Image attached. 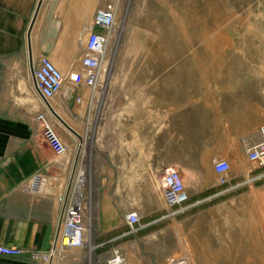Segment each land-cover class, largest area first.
I'll use <instances>...</instances> for the list:
<instances>
[{"label": "rangeland", "instance_id": "obj_1", "mask_svg": "<svg viewBox=\"0 0 264 264\" xmlns=\"http://www.w3.org/2000/svg\"><path fill=\"white\" fill-rule=\"evenodd\" d=\"M114 24L102 77L103 82L123 83L112 87L110 96L142 95L141 91L154 85L151 90L159 96L156 110L169 112L174 118L175 129L169 141L176 150V161L169 169L181 175L189 193L195 190L197 179L219 181L213 171L214 160L224 159L229 163L226 175L235 177L238 185L223 200L226 203L214 211L210 209L204 217L209 227L205 233L209 238L204 240L221 241L223 234H234L236 229L241 237L255 236V264H264V168L249 163L245 156L247 143L252 140L250 133L264 125V102L260 98L264 89V0H118ZM76 51L75 41H59L48 48V54L43 53L64 77L61 92L56 100L48 102L47 109L68 134L73 129L72 107L64 109L60 101L65 89H78L69 80L72 73L80 71L78 56L70 54ZM36 57L24 56L22 63L15 60L7 64L3 106L11 110L24 108V115L20 116L24 121L27 117L26 122L37 128V134L44 139L36 116L46 112V108L32 93V65L28 67L29 61ZM228 61L231 64L227 65ZM138 81L151 84L140 85ZM9 98L11 101L7 102ZM63 128L56 127L66 147L63 155H71V136ZM76 129L82 130V125L76 123ZM182 160L185 162L180 166ZM160 179L159 173L146 177L144 199L90 200L89 229L97 253L103 244L110 246L112 253L119 244L115 233L102 236L95 231L97 227L116 223L122 214L131 212L127 206L132 204L144 212L160 209L162 215L157 218L165 219L156 228L162 239L161 251L171 247L162 236H167L172 227L181 230L176 229L175 250L162 264L179 259L196 264L189 234L185 236L183 227L173 219L166 220L174 209L165 203ZM114 188L115 185L111 187ZM61 191L56 192L61 194ZM101 207L109 208L110 213L104 209L102 213ZM144 218L141 216V222ZM224 227L228 232L223 233ZM136 230L129 227L126 230L127 255L121 264H142V259L137 262L136 258ZM73 251L62 253L54 261ZM96 264L104 263L97 259Z\"/></svg>", "mask_w": 264, "mask_h": 264}, {"label": "crops", "instance_id": "obj_2", "mask_svg": "<svg viewBox=\"0 0 264 264\" xmlns=\"http://www.w3.org/2000/svg\"><path fill=\"white\" fill-rule=\"evenodd\" d=\"M96 8V0H0V244L23 251L14 256L0 255V264H96L97 259L107 264L113 254L124 260L128 227L119 220L114 224H101L95 230L102 236L115 233L119 244L113 253L111 247L104 244L97 248V253L90 229V240L83 248L54 261L56 255L52 263L33 259V254L44 255L51 247L60 195L54 190L62 177L64 184L69 169L77 161L87 169L89 203L91 199L106 197L139 200L146 197L147 176L161 175L175 166L176 150L169 141L175 129L174 118L169 112L156 110L159 96L151 90L154 85L150 90L141 91L142 95L126 93L112 97L110 89L121 86L122 81H104L95 93L86 88L65 89L60 103L64 109L72 107L71 155H56L47 142L33 132L37 128L26 122L27 117L24 121L20 116L24 115V108L11 110L3 106L7 64L15 60L22 63L24 56L36 55V59L29 61V67L59 41H75L77 47L78 34L94 16ZM33 19L28 49L27 38ZM70 54L78 56L77 51ZM138 84L151 83L138 81ZM32 93L39 97L34 82ZM167 96L168 102L170 93ZM43 103L47 108V103ZM76 123L82 125V130L76 129ZM11 145H14L12 150ZM182 161L180 166L184 165L185 160ZM34 178L36 182L29 188ZM225 179L223 184L197 179L195 190L192 193L186 190L188 207L181 215L174 214L166 220L173 219L183 227L185 236L189 234L196 264H255V236L241 237L236 234L237 229L229 234L224 227L223 233H228L221 236V241L204 240L209 238L205 235L209 227L204 217L209 215L210 209L214 211L226 203L223 200L238 185L235 177L225 175ZM217 202L221 203L210 208ZM103 209L101 207L102 213ZM127 209L140 218L135 234L137 262L141 258L142 264H162L174 252V235L181 230L172 227L174 234L168 230L167 236H162L167 238L168 247H172L163 252L162 239L156 231L165 221L157 218L160 209L144 212L132 204ZM104 210L110 213L109 208ZM141 216L145 217L142 222Z\"/></svg>", "mask_w": 264, "mask_h": 264}, {"label": "built area", "instance_id": "obj_3", "mask_svg": "<svg viewBox=\"0 0 264 264\" xmlns=\"http://www.w3.org/2000/svg\"><path fill=\"white\" fill-rule=\"evenodd\" d=\"M97 8L91 20L81 29L77 37V54L80 71L72 73L70 81L77 88H86L92 92L102 87V61L109 39L114 31V23L118 12V0H96ZM32 80L39 97L48 102L58 96L62 89L64 77L61 71L44 55L32 64ZM264 102V89L261 91ZM77 101L80 97L76 98ZM54 116L39 113L36 120L40 124L41 133L51 150L56 155H63L66 147L56 131ZM37 133V129H33ZM251 142L247 143L246 159L257 168H264V125L250 133ZM230 165L224 159L214 160L213 171L221 184L226 182L225 175ZM85 165L76 161L69 169L59 195L58 209L53 220V235L51 247L44 255L37 253L33 259H43L45 262L62 253L83 248L90 240L89 229V191ZM161 186L165 203L174 209L173 215H181L188 207L189 195L181 175L174 169L164 170L161 174ZM36 182L34 178L29 186ZM120 223L133 229L140 223L138 214L134 211L122 214ZM23 251L15 247L0 244V255L14 256ZM123 259L114 254L107 264H121ZM170 264H188L186 260H174Z\"/></svg>", "mask_w": 264, "mask_h": 264}, {"label": "bare ground", "instance_id": "obj_4", "mask_svg": "<svg viewBox=\"0 0 264 264\" xmlns=\"http://www.w3.org/2000/svg\"><path fill=\"white\" fill-rule=\"evenodd\" d=\"M65 37V36H64ZM76 44V43H75ZM105 56H106V50H105V54H104V57H103V61H104V58H105ZM223 59H226L225 57L223 58ZM103 61H102V67H103ZM55 64V63H54ZM229 64H231V62L229 63V61H228V63H227V65H229ZM102 71H103V68H102ZM103 73V72H102ZM96 92V91H95ZM94 92V93H95ZM93 93V94H94ZM94 98V97H93ZM92 98V99H93ZM54 100H56V99H51V100H49L48 102H52V101H54ZM94 100H95V98H94ZM31 107V106H30ZM43 113H47L49 116L51 115L50 114V112L48 111V109L46 108V112H43ZM52 116V115H51ZM53 121H54V123H55V126L57 127V129H61V125H60V123L56 120V118L54 117L53 118ZM38 122V121H37ZM69 131V135L71 136L72 134H71V131L70 130H68ZM62 141V140H61ZM14 148V145H11L10 146V150H12ZM63 181H64V178L62 177V179H61V181L58 183V185H57V188H56V191H59V190H61L62 188H63ZM59 193V192H58ZM53 259H54V257L53 258H51L50 260H49V263H52L53 262Z\"/></svg>", "mask_w": 264, "mask_h": 264}, {"label": "water", "instance_id": "obj_5", "mask_svg": "<svg viewBox=\"0 0 264 264\" xmlns=\"http://www.w3.org/2000/svg\"><path fill=\"white\" fill-rule=\"evenodd\" d=\"M40 5H41V3H39V5L37 6V9H36V15H37V13H38V11H39V9H40ZM33 24H34V19H33V21H32V23H31V25H30V28H29V35H28V38H27V47H28V49L30 48V32H31V29H32V27H33ZM31 75H32V72H31ZM47 103V105H49V103L48 102H46ZM66 127H68V126H66ZM70 129V128H69Z\"/></svg>", "mask_w": 264, "mask_h": 264}]
</instances>
